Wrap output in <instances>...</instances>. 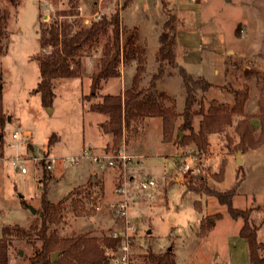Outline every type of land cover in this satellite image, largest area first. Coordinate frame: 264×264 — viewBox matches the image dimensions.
<instances>
[{
  "label": "rangeland",
  "instance_id": "1",
  "mask_svg": "<svg viewBox=\"0 0 264 264\" xmlns=\"http://www.w3.org/2000/svg\"><path fill=\"white\" fill-rule=\"evenodd\" d=\"M69 6L65 0H0V12L9 14L5 35L0 36L6 116L0 138V236L6 226L24 229L40 226L39 180L43 175L42 164L35 158L49 153L52 168L45 193L47 200L56 204L78 189L79 194L72 198L85 205V212L80 213L73 211L71 201L65 203L60 222L49 228H56L59 237L79 234L127 237L130 264H142L148 253L161 254L166 250H172L174 264H250L247 246L238 234L242 220L232 218L215 198L189 191L187 187H198L202 177L204 184L217 191L236 188L232 206L249 212L250 221L258 227L257 240L264 243V144L242 152L237 148L234 132L238 120L257 116L259 91L264 88V0H81L78 19L84 25L118 12L121 45L128 37H136L146 59L140 87H147L156 72L158 37L163 24L173 18L177 64L193 78L202 77L212 84L205 94L206 108L211 101L232 105L231 91L247 90L241 114L234 117L232 126L224 133L208 136L206 153H198L191 144L163 143L160 120L149 119L142 122L137 137H130L123 144L129 164L113 170L100 168L90 158L114 153L111 146L103 151L89 147L103 143L102 136L107 140L110 137L96 126L107 116L92 113L89 106L105 94H116L130 86L136 74L135 61L121 59L119 76L101 82L98 99L83 100L82 96L90 91V76L98 71L105 37L100 47L80 58L79 77L53 82L50 108L42 106L37 93L40 78L34 58L41 53L40 25L48 26L55 20L73 22L74 17L61 16ZM246 69L255 74L247 76ZM171 73L158 80L156 88L166 91V106L180 113L182 80L175 69ZM200 119V116L195 119V130ZM252 125L257 129L255 118ZM15 130L19 136L12 139ZM25 132H29L27 137ZM53 135L58 140L47 149ZM238 151L241 153L237 154ZM18 157L22 158L16 160ZM186 164L189 169L182 172L180 168ZM22 167L25 173L21 172ZM221 169L223 178L219 182ZM124 179L132 182L128 218L134 229L130 231L113 214L114 205L121 199L114 190ZM98 180L103 183V195L92 209L83 196L98 192L92 184ZM149 180L154 186L144 190L138 187L137 183ZM30 207L36 210L35 214ZM40 245L35 238L13 239L8 264H29V258ZM117 252L114 254L120 258ZM110 264L117 263L111 259Z\"/></svg>",
  "mask_w": 264,
  "mask_h": 264
},
{
  "label": "trees",
  "instance_id": "2",
  "mask_svg": "<svg viewBox=\"0 0 264 264\" xmlns=\"http://www.w3.org/2000/svg\"><path fill=\"white\" fill-rule=\"evenodd\" d=\"M69 9L62 12L61 16L74 17V21H52L48 26L40 25L38 46L40 54L35 56L39 68V82L37 93L43 107L50 108L53 102V82L59 79L79 77L80 58L88 55L92 49L100 47L101 39L106 37L101 46L102 53L99 57L98 71L93 73L89 94L83 100L91 101L97 96L101 82L119 76L118 64L122 59L126 62L135 61L136 74L131 85L123 90L122 94L104 95L97 103H91L89 110L107 116V120L99 125L103 134L111 137V149L117 153L121 146L130 137H137L142 122L147 118H159L162 124V142L179 143L182 146L191 144L198 153H206L209 149L208 136L222 134L226 128L231 127L235 116L241 114L247 90H232L234 103H216L211 101L205 107V94L211 89L212 84L202 77L193 78L176 62V31L174 19L170 18L163 24L162 32L158 37L159 49L157 54L158 66L152 74L147 87H140V77L144 71L145 53L136 42V37L126 39L121 45V26L119 15L116 12L109 18L102 16L99 20L84 25L82 19H78V7L81 0H65ZM96 4V3H93ZM6 11L0 12V36L5 35V26L8 20ZM182 80L183 107L180 113H176L172 107L166 106V95L157 91L156 83L164 75H173L172 70ZM167 71V73H166ZM247 76L255 74L251 69H246ZM258 114L255 117H244L238 120L234 126V132L238 138L239 150L245 152L247 148L255 149L264 144V88H260L257 101ZM200 116L198 128L195 130L194 122ZM257 120V129L253 128L252 120ZM6 116L3 113L2 102V75L0 74V138L5 127ZM188 132V134H185ZM183 136L180 137L179 134ZM57 141L55 135L48 140L47 149ZM49 155L46 153L45 156ZM43 178L41 210L42 216L38 221L40 226L30 225L24 229L17 225L6 226L1 229L0 236V264H8V249L13 239H38L41 242L29 258V264H110V252L119 249L121 239L112 236L77 235L74 237H59L56 228L61 219V211L67 201H71L74 212L84 213L85 205L80 200H74L72 196L79 194L78 189H73L65 198L51 203L45 193L50 171L46 169L47 163L41 161ZM219 182L223 178V169L218 174ZM222 176V177H221ZM237 183V186L239 185ZM98 188V192H87L83 197L90 202L93 209L102 198L103 188L99 181H92ZM187 189L195 193H203L211 196L217 202L225 206L229 215L242 220L239 237L247 246L250 264H264V243L258 242V227L252 224L249 212L232 206V199L236 188L223 192L209 188L199 177L198 187L188 185ZM210 223L205 226L209 227ZM203 228V220L201 221ZM57 253L52 262L51 255ZM142 264H174L172 250H166L161 254L148 253L144 256Z\"/></svg>",
  "mask_w": 264,
  "mask_h": 264
},
{
  "label": "built area",
  "instance_id": "3",
  "mask_svg": "<svg viewBox=\"0 0 264 264\" xmlns=\"http://www.w3.org/2000/svg\"><path fill=\"white\" fill-rule=\"evenodd\" d=\"M100 19V18H99ZM96 21V20H95ZM26 137L28 136L27 134H24ZM19 136V132L17 130H15L11 137L12 139H16ZM22 157H18L16 158V160L21 159ZM91 160L93 163L98 164L100 168H110V169H115L117 167H119L120 169H122L123 167H125L127 164H129L130 162V158L125 154V150L124 147L122 145V147L120 148V150H118L117 153H114L112 155H92L90 156ZM35 161H45L47 163L46 165V169L47 170H51L52 165H51V158L49 155L42 157L41 159H36ZM71 162H76L75 160H71ZM14 164V162H13ZM189 169V165H184L183 167L180 168V170L182 172H186V170ZM21 172L25 173V168H21ZM131 180H126L124 179V181L122 182V184L117 187L115 189V192L118 196L121 197L120 201L117 202L114 205V209H113V214L114 216H116L118 219H120L121 221L124 222V225L126 227L127 231H130L132 229H134L133 223L131 220H129L128 218V207H129V201H130V195H129V186L132 184V182H130ZM138 187H140L142 190L147 189L151 186H154V182L149 180V181H142L137 183ZM40 186H42V184L40 183ZM98 209V208H97ZM112 237H119L121 239V243L118 249V252L120 255V258L117 257L116 254L111 253L110 257L113 261H115L117 264H130V260H129V248H130V242L128 241V238L126 237V239L124 238V236H120V235H116L113 234Z\"/></svg>",
  "mask_w": 264,
  "mask_h": 264
},
{
  "label": "crops",
  "instance_id": "4",
  "mask_svg": "<svg viewBox=\"0 0 264 264\" xmlns=\"http://www.w3.org/2000/svg\"><path fill=\"white\" fill-rule=\"evenodd\" d=\"M112 79V78H111ZM111 79H109V80H111ZM114 79V78H113ZM108 80V81H109ZM108 83V82H107ZM101 88V87H100ZM158 92H160V93H166V91H164V90H162V89H158ZM123 93V91H119L118 93H116V94H110V95H117V94H122ZM105 95H107V94H105ZM104 96V95H103ZM83 97L84 96H82V99H83ZM102 97V96H101ZM101 97H100V99L97 101V102H99L100 100H101ZM98 99V97L96 96L95 98H93L92 100L94 101V100H97ZM96 101H94L93 103H97ZM90 111V110H89ZM4 112V111H3ZM92 112V111H91ZM92 113H96V112H92ZM99 114V113H98ZM101 115H103V114H101ZM149 119H157V118H147V119H145L143 122H145L146 120H149ZM159 119V118H158ZM107 119H105L103 122H105ZM160 120V119H159ZM103 122H97V124H96V126H97V128L99 129V130H101L100 128H99V125L101 124V123H103ZM160 125H161V134H162V124H161V120H160ZM101 133H102V131H101ZM25 134H27V135H29V132H25ZM103 134V133H102ZM101 136V135H100ZM162 137V136H161ZM101 138V137H100ZM102 138H103V140H104V142L103 143H99V144H90L89 145V147L90 148H96V149H98L99 151H103L104 149H107L109 146H110V143H111V137H109V139L107 140V139H105L104 138V136H102ZM57 140H58V137H57ZM112 173H113V171H112ZM99 181V180H98ZM100 182V181H99ZM100 184V186H102V188H103V190H104V186H103V183L102 182H100L99 183ZM115 191V190H114ZM115 193V192H114Z\"/></svg>",
  "mask_w": 264,
  "mask_h": 264
},
{
  "label": "water",
  "instance_id": "5",
  "mask_svg": "<svg viewBox=\"0 0 264 264\" xmlns=\"http://www.w3.org/2000/svg\"><path fill=\"white\" fill-rule=\"evenodd\" d=\"M9 120L10 119L8 118V121ZM179 135H180V137L183 136L181 133ZM240 153H241V151H238L237 152V154H240ZM30 211H31L32 214H35L36 213V210L34 208H32V207H30ZM39 216L41 217L42 216V213H39ZM56 257H57V253L52 254L51 255V261L53 262L56 259Z\"/></svg>",
  "mask_w": 264,
  "mask_h": 264
}]
</instances>
